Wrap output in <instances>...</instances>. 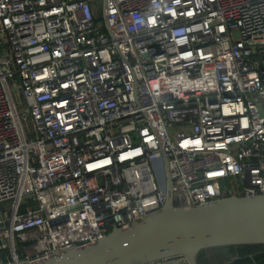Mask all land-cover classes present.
<instances>
[{
    "label": "built area",
    "instance_id": "2783aa9c",
    "mask_svg": "<svg viewBox=\"0 0 264 264\" xmlns=\"http://www.w3.org/2000/svg\"><path fill=\"white\" fill-rule=\"evenodd\" d=\"M164 156L180 208L264 196V0H0V264L161 211Z\"/></svg>",
    "mask_w": 264,
    "mask_h": 264
},
{
    "label": "water",
    "instance_id": "95a60500",
    "mask_svg": "<svg viewBox=\"0 0 264 264\" xmlns=\"http://www.w3.org/2000/svg\"><path fill=\"white\" fill-rule=\"evenodd\" d=\"M164 163L167 202L161 211L128 229L115 228L96 242L20 264H163L179 256L198 264V256L205 250L264 245V196L228 197L180 208L178 201L172 202L166 156Z\"/></svg>",
    "mask_w": 264,
    "mask_h": 264
},
{
    "label": "trees",
    "instance_id": "16d2710c",
    "mask_svg": "<svg viewBox=\"0 0 264 264\" xmlns=\"http://www.w3.org/2000/svg\"><path fill=\"white\" fill-rule=\"evenodd\" d=\"M213 254V258L210 257ZM198 264H264V245L232 246L202 251Z\"/></svg>",
    "mask_w": 264,
    "mask_h": 264
},
{
    "label": "rangeland",
    "instance_id": "374dc122",
    "mask_svg": "<svg viewBox=\"0 0 264 264\" xmlns=\"http://www.w3.org/2000/svg\"><path fill=\"white\" fill-rule=\"evenodd\" d=\"M19 99H20V97L18 96V97H17V101H18ZM209 255H210V257L213 258V254H212V253H210Z\"/></svg>",
    "mask_w": 264,
    "mask_h": 264
}]
</instances>
